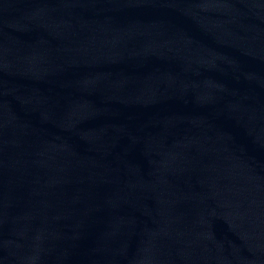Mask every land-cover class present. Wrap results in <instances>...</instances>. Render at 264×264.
I'll return each instance as SVG.
<instances>
[{
    "label": "water",
    "instance_id": "water-1",
    "mask_svg": "<svg viewBox=\"0 0 264 264\" xmlns=\"http://www.w3.org/2000/svg\"><path fill=\"white\" fill-rule=\"evenodd\" d=\"M0 264H264V0H0Z\"/></svg>",
    "mask_w": 264,
    "mask_h": 264
}]
</instances>
